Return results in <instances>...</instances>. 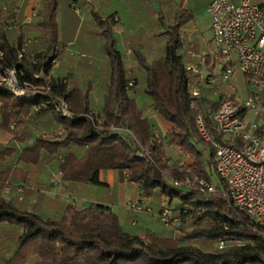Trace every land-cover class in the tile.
Wrapping results in <instances>:
<instances>
[{
    "label": "trees",
    "instance_id": "trees-1",
    "mask_svg": "<svg viewBox=\"0 0 264 264\" xmlns=\"http://www.w3.org/2000/svg\"><path fill=\"white\" fill-rule=\"evenodd\" d=\"M21 1L0 0V47L5 52L0 68L16 67L22 80L37 81L33 73L41 68L50 73L52 61L61 57L66 46L57 22V10L66 0H43L44 13L36 26L40 42L34 47L43 50L23 57L19 54L27 33L22 27L7 28L18 15ZM185 2L180 0L167 22L156 14L166 27L156 35L166 40L164 50L143 61L135 46L141 69L132 73L117 49L114 29L118 21L93 11L94 35L88 48L103 55L109 67L96 89L105 90L101 106L96 105L94 81L80 86L77 80L70 81L71 74L52 77L53 95L67 100L73 113L70 117L54 111L50 97L20 100L0 87V179L23 184L31 169L56 163L64 180L95 184L101 169H118L126 172L146 198L178 200L179 218L190 223L192 230L187 236L150 231L142 238L127 232L118 215L103 203L91 202L83 208L67 204L60 217H49L26 208L25 194L19 200L13 193L9 198L0 197V242L4 243L0 264H264V231L232 207L227 185L216 171L215 149L197 129L196 118L203 114L213 136L230 143L211 123V114L226 96L214 99L202 93L196 97L188 88L192 74L185 66L188 57L182 51V27L194 20L195 14ZM102 40L101 48L97 47V41ZM205 57L209 64L210 58ZM85 64L97 70V62L92 65L85 60ZM132 79L136 91L171 122L165 137L157 136L144 108L130 93ZM97 112L102 123L96 128L92 115ZM195 138L212 147L211 169ZM166 142L179 148V157L173 162ZM187 168L211 181L215 172L220 179L219 193L209 196L176 185ZM184 239H200L208 245L224 240L226 246L207 250L183 244Z\"/></svg>",
    "mask_w": 264,
    "mask_h": 264
},
{
    "label": "built area",
    "instance_id": "built-area-1",
    "mask_svg": "<svg viewBox=\"0 0 264 264\" xmlns=\"http://www.w3.org/2000/svg\"><path fill=\"white\" fill-rule=\"evenodd\" d=\"M208 12L212 17V31L219 45V55L228 61L218 79L228 82L234 74L236 68L231 57L235 56L238 68L255 93L244 100L228 95L211 114L212 127L230 143L213 136L203 114L196 118L197 129L215 149L216 171L227 185V196L232 207L264 231V4L252 0H210ZM26 46L27 43L21 48L20 57L28 54ZM4 55L0 47V60ZM186 55L188 61L185 66L192 74L188 88L193 96L199 97L206 75L196 59L207 54L199 55L188 50ZM37 61L33 59L34 63ZM55 62L54 59L52 64ZM33 76L38 80H22L16 67L0 68V87L20 100L50 97L54 111L66 117L72 116L67 100L53 95L52 75L41 68ZM208 83L214 86L215 79L210 78ZM129 87H134L133 80L129 82ZM251 113L255 117L253 120L249 118ZM92 116L95 127H99L102 120L98 112ZM184 172V178L176 180V185L203 194L219 193V188L211 180L192 173L188 168ZM26 188L24 183L0 179V197L9 198L16 193L18 199L23 200ZM128 209L135 214H152L144 199L129 201ZM156 215L166 227L179 229L183 223L181 218L174 215L169 203H162ZM225 246L224 240L218 242V249L223 250Z\"/></svg>",
    "mask_w": 264,
    "mask_h": 264
},
{
    "label": "crops",
    "instance_id": "crops-1",
    "mask_svg": "<svg viewBox=\"0 0 264 264\" xmlns=\"http://www.w3.org/2000/svg\"><path fill=\"white\" fill-rule=\"evenodd\" d=\"M252 1L260 4L264 3V0ZM179 2L180 0L64 1L57 10V22L60 29V39L66 46L61 57L55 58L56 62L52 64L50 74L52 77H57L58 75L69 76L71 74L70 81L73 80L74 83L77 80L80 86H87L88 82L94 81L96 101L101 103L102 97L98 98L97 92L101 90L103 93L105 90L96 89L99 87V82H101V80L98 81L99 77H102L103 80V78H106L107 72L103 74L100 69L101 66L98 64H96L98 72L92 66L85 64L86 60L88 64L95 65V62L99 60V56L104 57L103 55L95 54V50L93 52L88 48L89 39L93 35L89 31L93 29L95 24L93 11H98L102 15L110 16L111 19L118 21L117 27L114 29V34L118 41L117 49L123 55L128 71L132 73L134 69H141V66H139L140 61L134 53L135 46L140 49L143 59L147 61H150L152 57L162 54L166 40L164 37H156V35L166 27L159 21L160 17L156 14L159 13V15L165 18V22H167L172 14L177 11ZM16 12L18 15L12 23L7 25V28L12 30L22 27L27 33L22 42V47L27 43V53L35 56L38 51L43 50L34 48L35 44L40 42L36 26L44 13L43 0H22ZM80 21L83 23L81 30L85 28L87 36L84 37V40L79 37V39L75 40L76 32L80 27ZM100 43L102 45L103 40ZM71 45L75 46L84 56L86 55L85 58L83 55L80 56L81 62H77L78 64H75L74 60L71 59ZM81 49L89 50L91 57L89 58L86 51ZM231 62H234L232 58ZM132 80L134 81V79ZM208 86L211 87V85ZM135 88L131 89L130 93L136 97L141 105V101H145V97L139 94ZM144 103H146L145 115L155 127L156 134L160 137H165L171 126L164 131L160 130V122L156 109L149 101L146 100ZM152 120L156 121L157 125L153 124ZM12 125L15 127V122ZM56 130L61 132L62 127H58ZM176 153L179 154L178 147ZM184 160L191 162L190 158H184ZM55 169L56 171H54ZM24 180L23 182H25L24 184L27 188L23 205L28 209H35L45 216L60 217L67 204H74L79 208H83L91 202H100L109 206L118 215L122 226L130 234L145 238L147 232L154 231L159 233L153 228H142L140 223L159 220L156 214L160 211V207H152L154 211L152 214H135L128 209V202L131 200L144 199V203L149 205L152 199L146 198L139 186L128 180L127 174L124 171L110 168L101 169L99 171L98 183L76 182L64 180L58 165L54 163L31 169ZM128 186L130 195H127ZM160 234L165 235L164 233Z\"/></svg>",
    "mask_w": 264,
    "mask_h": 264
},
{
    "label": "rangeland",
    "instance_id": "rangeland-1",
    "mask_svg": "<svg viewBox=\"0 0 264 264\" xmlns=\"http://www.w3.org/2000/svg\"><path fill=\"white\" fill-rule=\"evenodd\" d=\"M208 4H209V0H186L185 7L193 10L195 17H194V20L190 21L189 23H187L186 25L182 27V29H184L182 31V37L184 39V47L182 51L184 52V54H186L188 50H193L195 53L199 55L207 54L208 57L210 58L209 64L206 63L205 56L198 58L199 59L198 63L202 67V72L204 75H206V79L203 80V83H204V87H202L203 94L213 96V98L215 99H218L221 95L224 97L231 95L240 100L247 99L249 96L255 93V90L250 88L249 83L247 82L246 78L244 77L240 69L238 68V64H237L235 56L231 57L232 60L234 61L233 67L236 68V71L234 72V74L231 75L228 82H221L218 79V75H220V73L224 71L225 65H228V61L224 56L219 55V51H220L219 45L217 41L215 40L213 36V31H212V17L207 11ZM82 24H83L82 21H80V27L76 32L75 40H77L78 37L84 40L85 39L84 37L87 36V31L85 30V28L81 30ZM90 32L92 33V31H89V33ZM100 42L101 41H97V44H96V46L99 48H101L102 46ZM70 50L72 51L71 52L72 55L70 54L71 59L74 60V63L78 64L77 62H81L80 56L83 55L82 52H79L77 48L73 45H71ZM81 50L86 51L88 57L89 58L91 57L89 50H85V49H81ZM83 57L85 58L86 55L85 56L83 55ZM98 59L99 60L97 61V64L101 66L100 69L102 70L103 74H105L109 69V67L107 66V59L104 57H100V56L98 57ZM143 61L145 60L143 59ZM140 65L141 64H139V66ZM210 78L215 79V83H214L215 85L211 87L208 86L209 85L208 80ZM100 80H102V77H99L98 81ZM97 97L98 98L102 97L101 90L97 92ZM146 100L150 102V100L147 97H145V101L143 100L141 101V106L144 108V111H146L145 109L146 103H144L146 102ZM96 105L101 106V103L96 101ZM157 114H158V120L160 122V127H161L160 128L158 126L160 130L162 129L164 131L168 127L172 126L171 122L168 121L161 113L157 112ZM249 118L252 120L255 119V117H253V113L249 114ZM0 120H1V117H0ZM152 122L153 124L157 125L156 121L152 120ZM257 122H259V120ZM194 142L197 144L199 149L202 151L203 158L206 161V164L208 165V167H210L211 169V165H212L211 163L214 160L212 157V147L208 143L201 141V140H197L196 138L194 139ZM166 149H167V154L171 162L178 159L179 154L176 153V149H177L176 146H170L168 142H166ZM55 165L57 164L55 163ZM54 171H56V169ZM211 178H212V182L214 183V185L219 187L220 179L215 174V172L212 174ZM128 188L129 186L127 187V190H128L127 195H130ZM209 196H212V195L209 194ZM162 203H166V204L169 203L170 207L173 210L174 215L176 217H180L179 201L176 199L169 202L168 199L166 198L155 197L154 199H152L150 204L147 206L151 209V212L153 213L154 211L152 207L159 208L161 207ZM157 220L152 221V222L142 223V224L140 223V225L142 228H145V227L153 228L159 233H164L165 235H168V236L176 232L180 233L181 236H187V234H189V231L192 230L190 223H187L186 221L183 223V226H182L183 229L179 230L178 228L175 229L173 227H166L161 222H158L159 220L158 221ZM1 243L2 242H0V247H2V245L4 244V243L3 244ZM182 243L183 244H193L201 248L203 247L207 250H217L218 249L217 242L212 243V245H208V243H205L204 240H200V239L194 240V241L184 239ZM5 245L8 246V242L5 243Z\"/></svg>",
    "mask_w": 264,
    "mask_h": 264
}]
</instances>
